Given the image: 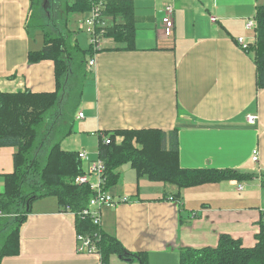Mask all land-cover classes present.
Instances as JSON below:
<instances>
[{"label":"crops","instance_id":"1","mask_svg":"<svg viewBox=\"0 0 264 264\" xmlns=\"http://www.w3.org/2000/svg\"><path fill=\"white\" fill-rule=\"evenodd\" d=\"M61 1L51 0L49 7L50 0H0V91L57 90L54 61L30 60L31 52L43 49L48 30L67 33L71 46L87 51L88 74L77 107L66 108L68 88L60 105L67 111L64 125H71L63 149L96 159L107 132L178 127L183 168H231L252 175L179 189L138 176L130 163L122 165L118 182L107 188L118 202L101 208V228L129 252L146 253L148 264H180L182 248L217 246L224 233L253 247L264 216V87L258 85L255 61L257 14L264 0H140L148 8L136 12L132 48L122 38L103 35L93 54L89 37L83 48L68 24L69 13L74 24L80 18L81 27L87 15L68 12L74 0ZM167 4L175 7L172 36L163 30ZM104 19L106 27L114 23ZM249 19L256 20V28H247ZM240 36L251 43L249 51L238 44ZM249 115L257 117L253 123ZM123 139L115 136L118 143ZM15 151L0 148V192L4 176L14 172ZM174 195L178 198L171 200ZM77 237L74 212L61 211L56 196L37 199L21 227L20 252L1 264H104L99 252L79 251ZM109 264L141 262L116 253Z\"/></svg>","mask_w":264,"mask_h":264},{"label":"trees","instance_id":"2","mask_svg":"<svg viewBox=\"0 0 264 264\" xmlns=\"http://www.w3.org/2000/svg\"><path fill=\"white\" fill-rule=\"evenodd\" d=\"M94 3L93 0H74L67 9L68 12L88 13ZM103 3V16L112 17L114 21L105 28L104 36L122 38L132 48L138 22L135 0H104ZM257 19V81L259 87H264V5L259 6ZM67 36V33L57 35L47 31L43 49L30 53L31 62L43 59L54 61L57 78L55 92L0 91V148L13 146L16 149L14 172L4 176V191L0 192V209L5 214L0 218V264L4 257L20 252L22 225L27 221L34 201L48 196L57 197L61 211H67L69 206L76 214L77 235L92 237L95 252L100 253L104 264H109L110 256L116 253L148 264L146 253L129 252L90 215H82L94 191L88 184L76 182V178L85 171L84 164L79 152L61 147L62 140L71 134V125L61 126L59 120L63 119L62 124L67 120L65 107L60 108L66 88V108L77 107L84 78L88 74L87 51L71 46ZM89 52H95L92 46ZM178 132V127L171 131L120 129L107 132L112 142L107 144L100 140L99 144V157L107 167L105 188L118 182L119 169L125 163H130L138 176L175 184L179 189L232 179L243 181L252 176L231 168H183ZM116 135H122L123 141L118 143ZM177 198L178 195L173 196V199ZM259 225L260 232L253 247L244 246L240 238L224 233L220 235L217 246L182 248L180 264H264V216Z\"/></svg>","mask_w":264,"mask_h":264},{"label":"built area","instance_id":"3","mask_svg":"<svg viewBox=\"0 0 264 264\" xmlns=\"http://www.w3.org/2000/svg\"><path fill=\"white\" fill-rule=\"evenodd\" d=\"M95 3L93 4L91 10L88 12L86 19L84 20V25L89 34V42L90 45L94 48V50L101 49V40L106 31V23L103 16V8H104V0H93ZM164 16L162 18L163 21V30L166 36H172L174 32L175 26V7L172 4H167L164 8ZM247 28H256L257 22L255 19H249L247 22ZM237 42L240 47L249 51L251 49V43L247 40V38L240 36L237 38ZM95 67V58H91L88 61V68L93 69ZM84 113L80 112L79 117H83ZM255 115H249L248 119L250 122H254L256 120ZM102 138L105 143H111L112 138L109 135H102ZM79 157L83 162L86 161L87 167L83 174L79 175L76 178V182L78 184H88L90 188L94 191L93 196L89 201V206L82 211V215H90L94 222L100 224L101 222V208L106 205H114L118 201L113 197V195L105 188L106 184V163L105 161L98 157L96 159H91L87 152L79 151ZM253 161H258L259 159V150L255 148L252 156ZM264 173H260V177L262 178ZM242 188V186H240ZM173 198L171 197V200ZM128 198L124 197L122 201H127ZM67 211H71L70 207H67ZM5 216L3 211L0 209V218ZM79 251L96 253V246L92 240V237L89 235H79Z\"/></svg>","mask_w":264,"mask_h":264},{"label":"rangeland","instance_id":"4","mask_svg":"<svg viewBox=\"0 0 264 264\" xmlns=\"http://www.w3.org/2000/svg\"><path fill=\"white\" fill-rule=\"evenodd\" d=\"M60 2H62L61 0H60ZM69 2H71V0H69ZM49 4V7H51V0H50V2L48 3ZM64 7H65V4L63 5ZM135 6H136V12H137V14H139V15H142V12L143 11H145L147 8H148V3L147 2H141L140 0H135ZM61 7H62V5H61ZM84 14H86L87 15V13H84ZM67 16V15H66ZM74 14H71V13H69V15H68V17L70 18V20L68 21V24H69V28H75L76 29V31H77V33H78V36H79V38H80V44H82V47L83 48H86V44H85V42H86V37L88 36L89 37V34H88V32H87V29H86V27L85 26H83V27H81V24L79 23L80 21H78L79 19H77V23H73V21H74ZM35 23V20L33 21V24ZM51 25H53V24H51ZM33 29H34V26L32 27ZM60 29H62L63 28V26H60L59 27ZM66 29V28H65ZM54 30H56V31H59V30H57V29H54ZM48 31H50L51 32V30H48ZM66 31V30H65ZM87 35V36H86ZM89 40H90V38H89ZM61 126H67V125H64V124H60ZM59 128H61V127H59ZM58 128V129H59ZM63 128V127H62ZM61 128V129H62ZM63 131L65 130H67L66 128H64V129H62ZM53 135V134H52ZM66 146V145H65ZM123 165H126V166H128V167H130V165H129V163H125V164H123Z\"/></svg>","mask_w":264,"mask_h":264}]
</instances>
